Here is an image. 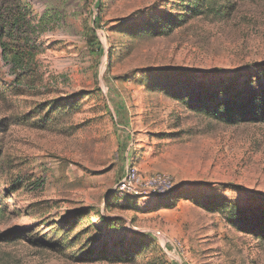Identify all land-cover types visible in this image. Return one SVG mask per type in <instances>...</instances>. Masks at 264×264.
Instances as JSON below:
<instances>
[{"label": "rangeland", "instance_id": "obj_1", "mask_svg": "<svg viewBox=\"0 0 264 264\" xmlns=\"http://www.w3.org/2000/svg\"><path fill=\"white\" fill-rule=\"evenodd\" d=\"M259 78L264 0H0V264H264V123L193 107Z\"/></svg>", "mask_w": 264, "mask_h": 264}, {"label": "trees", "instance_id": "obj_2", "mask_svg": "<svg viewBox=\"0 0 264 264\" xmlns=\"http://www.w3.org/2000/svg\"><path fill=\"white\" fill-rule=\"evenodd\" d=\"M250 84L245 86L242 90L236 88L231 94L228 89L218 90L220 92H211L208 89L201 90L195 102L201 111L207 115L218 118L220 121L227 124H234L238 122H262L264 123V82L259 81L256 88L251 87ZM233 86H237L234 84ZM239 90V91H238ZM223 91H225L223 93ZM206 94V96H205ZM203 95V96H202ZM176 191L169 192L162 196H157L155 199L166 200L175 195ZM225 205V204H224ZM228 211L227 220L238 229L244 231H251L264 238V214H256L237 204H227ZM0 214H2L0 210Z\"/></svg>", "mask_w": 264, "mask_h": 264}, {"label": "built area", "instance_id": "obj_3", "mask_svg": "<svg viewBox=\"0 0 264 264\" xmlns=\"http://www.w3.org/2000/svg\"><path fill=\"white\" fill-rule=\"evenodd\" d=\"M174 178L167 173L156 172L149 175L142 174L132 160L127 156L124 162V170L113 186V192L117 197H137L149 199L169 193L174 187ZM175 248H181V242L172 240Z\"/></svg>", "mask_w": 264, "mask_h": 264}, {"label": "water", "instance_id": "obj_4", "mask_svg": "<svg viewBox=\"0 0 264 264\" xmlns=\"http://www.w3.org/2000/svg\"><path fill=\"white\" fill-rule=\"evenodd\" d=\"M173 190H174V187L171 190H169V192H172Z\"/></svg>", "mask_w": 264, "mask_h": 264}, {"label": "crops", "instance_id": "obj_5", "mask_svg": "<svg viewBox=\"0 0 264 264\" xmlns=\"http://www.w3.org/2000/svg\"><path fill=\"white\" fill-rule=\"evenodd\" d=\"M176 239V238H175Z\"/></svg>", "mask_w": 264, "mask_h": 264}]
</instances>
